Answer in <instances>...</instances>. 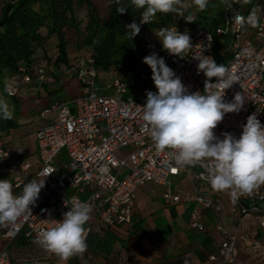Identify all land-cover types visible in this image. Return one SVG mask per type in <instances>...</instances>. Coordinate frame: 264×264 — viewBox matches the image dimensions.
Segmentation results:
<instances>
[{
  "label": "built area",
  "instance_id": "1",
  "mask_svg": "<svg viewBox=\"0 0 264 264\" xmlns=\"http://www.w3.org/2000/svg\"><path fill=\"white\" fill-rule=\"evenodd\" d=\"M243 5L234 3L231 9L227 8L214 31L206 28L185 31L173 26L181 33L187 32L191 39L192 48L183 53L182 58L170 55L162 43H156L147 35L141 38L142 52L146 56L156 53L162 57L190 93L200 91L202 94L205 76L197 73L199 61L193 56L203 54L214 58L215 38L222 39L224 49L230 55L226 67L237 77V83L225 90L223 99L231 102L239 92L245 103L239 113L224 115L214 129L219 139H223L226 132L238 139L247 117L252 114H256L264 125V5L254 7L260 21L257 27L245 25L238 29L232 20L234 14L245 17L250 14L243 13ZM178 18L183 17L178 15ZM209 34L213 38L210 49L207 47ZM227 38L230 43L225 46ZM33 70L34 76L24 73L10 79L6 87L8 97L18 95L23 86L53 82V78L47 75L46 61L35 65ZM76 82L80 86L76 98L69 103L56 102L41 114L54 111L56 119L34 133L36 169L28 163L18 165L16 179L12 182L13 194L20 195L27 183L45 180L38 200L29 206L32 214L19 217L15 223L0 225V240L6 246L22 237L26 241L32 240L43 256L12 261L5 247L0 250V264H51L57 256L48 253L35 240L55 220L62 219L76 202H85L92 209V220L85 225L86 243L94 231V222L100 228L131 227L137 189L147 184L163 187L162 200L167 206L195 204L188 220V227L195 232L205 231L203 211H211L218 217L219 222L215 225L219 236L218 257L225 264H234L236 250L248 241L249 234L244 230L229 231L222 219L224 211L230 217L258 216L264 233V185L233 203L228 190L219 192L211 188L207 161L204 166L199 163L180 166L171 150L156 149L150 130L142 119V106L147 100L130 98L128 85L120 78L100 82L93 60L81 56L77 59ZM1 138L2 133L0 141ZM63 151L65 161L60 163L59 155ZM119 152L123 155L118 156ZM11 159L12 155L0 145V162ZM182 176L189 180L190 190L174 188L172 191V180ZM78 256L70 258L72 263ZM216 259L215 255L209 258L210 261Z\"/></svg>",
  "mask_w": 264,
  "mask_h": 264
},
{
  "label": "clouds",
  "instance_id": "2",
  "mask_svg": "<svg viewBox=\"0 0 264 264\" xmlns=\"http://www.w3.org/2000/svg\"><path fill=\"white\" fill-rule=\"evenodd\" d=\"M116 11L122 15L127 12L121 0H115ZM251 0H223L229 9L234 3L248 4ZM130 4L141 12V24L152 22L156 14L177 13L188 22L194 21L193 15L184 16L180 8L182 0H130ZM199 11L208 7L209 0H192ZM258 10L254 8L245 17L235 13L232 20L238 29L245 25H259ZM130 39L140 32V26L133 21L127 25ZM155 35L163 49L170 55L184 57L190 48L191 39L187 32L181 33L176 27L160 28ZM213 38L207 36L208 49ZM199 61L197 73L205 76L203 94L189 92L181 79L175 76L162 57L152 53L143 58L152 71V80L157 93L148 91L142 119L150 130L151 138L158 151L171 150L175 162L180 166L205 165L207 161L208 180L214 191L228 190L231 200L236 203L241 196L251 195L264 185V125L256 114L249 115L243 131L237 139L230 133H223V139L214 134V129L227 113H239L244 106V96L237 92L231 102H225V90L237 83V77L224 64H219L211 56L196 55ZM215 78V81H213ZM8 91V89H5ZM13 113L8 103L0 98V118L11 119ZM49 173L48 175H50ZM45 180H33L23 187L20 195L13 194V184L8 179H0V225L15 223L23 215H31L30 205L39 198ZM67 207V206H66ZM91 207L85 202H76L63 218L41 231L35 243L61 261L83 255L88 248L86 243V223L90 219Z\"/></svg>",
  "mask_w": 264,
  "mask_h": 264
},
{
  "label": "trees",
  "instance_id": "3",
  "mask_svg": "<svg viewBox=\"0 0 264 264\" xmlns=\"http://www.w3.org/2000/svg\"><path fill=\"white\" fill-rule=\"evenodd\" d=\"M121 2L128 9L122 15L116 11L118 5L115 0H106L103 14L94 0H0V98L9 100V110L15 116L11 119L0 118V133L6 134L19 126L16 119L20 114L18 104L21 101L19 93L8 97L5 90L8 82L24 73L34 76L33 68L41 61L47 62V75L53 78V82L37 85L40 88L76 80L77 59L82 56L93 60L100 82L118 77L128 85L129 94L132 95V90L137 89L143 80L153 81L151 68L143 62L146 57L141 48L143 35L160 44L155 32L162 27L214 31L228 8L223 0H209L204 11H199L195 6L188 14L183 7L180 8L184 16H194L193 22L179 19L177 13L158 12L151 23L141 24L143 9H136L130 0ZM243 6V13L247 15L254 7L261 6V1L251 0ZM80 11L85 12L84 17L78 16ZM133 21L140 26V32L131 40L127 25ZM223 53L222 39L216 37L214 59L217 63ZM55 92L49 94L52 96ZM135 97L143 100L141 95ZM47 99V108L61 101ZM255 237L260 238V232ZM18 241L27 244L22 237Z\"/></svg>",
  "mask_w": 264,
  "mask_h": 264
},
{
  "label": "crops",
  "instance_id": "4",
  "mask_svg": "<svg viewBox=\"0 0 264 264\" xmlns=\"http://www.w3.org/2000/svg\"><path fill=\"white\" fill-rule=\"evenodd\" d=\"M56 85L61 86V92L51 87L40 88L35 85L25 87L24 92L25 95L29 93L30 98L32 92H35L39 99L45 100L51 96L49 93L56 91L52 97H58L64 101L61 95L66 94V86H79L76 80L61 81ZM42 112L39 124L34 129L21 131L24 124L18 122V128L2 134L0 145L12 155V159L0 162V179H8L12 183L13 178L17 176V168L20 164L28 163L36 169L37 149L34 133L39 127L49 122L43 119ZM26 140L28 144L24 143ZM8 164L16 166V170L12 174L9 173L10 175L5 170ZM178 185L174 188L190 190L187 178H183ZM163 191V187L151 184L138 188L131 227L116 225L100 228L94 222V231L88 240L87 251L83 255H79L73 263L71 259L65 262L57 257L51 264H222L219 257L216 261L209 260L216 253L215 248L217 247L216 250L219 248V237L214 236L215 225L219 222L218 217L211 211H203L205 231L195 232L188 227V220L190 212L196 205L167 206L162 200ZM155 196L160 201L155 202L152 199ZM246 218L259 219L255 215L245 218L230 217L226 215V211L222 216L223 222L230 229L231 225L239 222H243L245 227ZM90 219L92 220V213H90ZM178 219L184 220L185 230L175 229V226L171 228ZM233 231L237 232V230ZM237 251L238 249L235 259Z\"/></svg>",
  "mask_w": 264,
  "mask_h": 264
},
{
  "label": "rangeland",
  "instance_id": "5",
  "mask_svg": "<svg viewBox=\"0 0 264 264\" xmlns=\"http://www.w3.org/2000/svg\"><path fill=\"white\" fill-rule=\"evenodd\" d=\"M94 1L96 2V5L98 7L99 12L101 14H103L105 12L106 6H107L106 0H94ZM260 1H261V6L264 5V0H260ZM183 4L184 5H190L187 7H183V10L188 12V14L191 13V10H193L195 8V5L192 4V0H185ZM243 8H244V6L242 7V10H243ZM250 13H251V11H250ZM84 15H85L84 11H80L78 14V16H80V17H84ZM180 25H184V24L180 23ZM229 43L230 42L227 38L225 46L229 45ZM253 43H254L255 47H258L257 42L253 41ZM81 53H84V52L81 51ZM220 57H221V59L219 61V64H224L226 66L227 60L230 57L226 48L224 49V53L221 54ZM110 77H111V75H109V78ZM25 87H27V86H24L20 89V92L18 95L19 101H21V102H19V104H18V110L20 111V114H18L16 121L20 122L21 124H24V126L21 127L22 128L21 131H24L25 129H34L39 124L40 113L44 110V108H47L46 100H44L43 98L39 99L38 94H36L35 92H32L31 98L28 96L29 93H26V95H25V92H24ZM51 88L57 89L60 92L62 89L60 85H54V86H51ZM66 90H67L66 94H62L61 96H62L63 100L65 102H68V103L80 94V86H77V85L66 86ZM148 91H151L153 93H157L158 90L156 89L153 81L143 80L137 89L132 90L133 94L129 95V97L132 98L133 100H138V99H136L135 96L141 95V96H143L142 101H146L147 99L145 97H147L146 93ZM57 99H58V97L49 96V99H47V100L55 101ZM68 100H70V101H68ZM8 101L9 100L7 99L6 102L8 103ZM69 107L71 108L72 105L69 104ZM14 117L15 116L13 115L12 118H14ZM43 119H45L46 121H55L56 113L54 111H52L48 114H45ZM24 143L28 144L29 142L26 140V142H24ZM64 155H65L64 151L60 153V155H59L60 163H63L65 161ZM122 155H123L122 152L118 153V156H122ZM5 170L8 172V174L9 173L12 174L16 170V166L8 164V165H6ZM188 175H189L188 173L185 174L186 177H188ZM183 177L184 176H182V178ZM182 178L172 180V183L170 185V189L172 191L174 190L175 185H178V184L180 185V180ZM15 179H16V176L13 178V181ZM152 199L155 202L160 201V199H157L156 196ZM246 219L247 220L244 221V223L246 222L245 227L242 224L243 222H239L237 224L231 225L232 226L231 229L227 227L228 230L232 231V232H234L233 230H237V231L244 230L249 234L248 241H246L244 244L239 245V247L237 248L238 251H237V256H236L234 264H264V233L262 232L261 227H260V218L259 219L246 218ZM240 225H241V227H240ZM171 226H172L171 228H173V226H175V229H181V230L186 229V224H185L184 220H180V219L175 221L174 225H171ZM256 231L260 232V234H261V237L258 239L255 237ZM213 233H214V231H213ZM217 235H218L217 233H214V236H217ZM261 238H262V240H261ZM254 243H257L258 245H255ZM5 247H6L7 253L10 255L12 261L28 259L31 256H36V257H42L43 256L42 253L33 244L32 240H27V244H20L18 239H17L7 246H6V243H4L0 240V250L5 248ZM216 249H217V247L215 248V251L217 254L215 253L214 255L217 256V258H218V250H216ZM220 262L222 264H225L221 260H220Z\"/></svg>",
  "mask_w": 264,
  "mask_h": 264
}]
</instances>
